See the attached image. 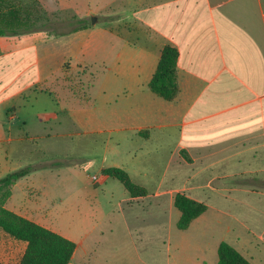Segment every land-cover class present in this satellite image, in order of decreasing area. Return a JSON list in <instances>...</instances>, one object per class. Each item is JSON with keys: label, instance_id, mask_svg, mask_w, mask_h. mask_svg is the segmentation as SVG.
Returning a JSON list of instances; mask_svg holds the SVG:
<instances>
[{"label": "crops", "instance_id": "0c3cea01", "mask_svg": "<svg viewBox=\"0 0 264 264\" xmlns=\"http://www.w3.org/2000/svg\"><path fill=\"white\" fill-rule=\"evenodd\" d=\"M20 1L39 27L0 34V178L38 169L4 207L75 242L69 264H158L133 232L164 244L163 264H216L221 241L264 264V0H104L103 33L87 14L64 17L71 0ZM54 24L82 27L47 32ZM165 45L178 51L171 100L148 86ZM65 156L70 176L41 189ZM111 166L146 194L101 173ZM63 185L68 226L54 218L68 209ZM177 193L206 205L184 229ZM25 248L0 228V264Z\"/></svg>", "mask_w": 264, "mask_h": 264}, {"label": "trees", "instance_id": "16d2710c", "mask_svg": "<svg viewBox=\"0 0 264 264\" xmlns=\"http://www.w3.org/2000/svg\"><path fill=\"white\" fill-rule=\"evenodd\" d=\"M34 27V21L20 0H0V34L29 31L35 29ZM177 58V49L165 45L148 83L151 91L166 100L173 99L178 90ZM36 168L29 164L0 178V228L10 236L26 242V248L19 264H69L75 249V242L4 207L6 199L11 194V184ZM101 173L119 180L131 196L146 194V189L135 184L128 173L120 167H105ZM174 205L180 211L177 221V227L180 229L186 228L206 209L205 204L180 193L175 195ZM217 255L216 264H251L226 241L219 243Z\"/></svg>", "mask_w": 264, "mask_h": 264}, {"label": "rangeland", "instance_id": "374dc122", "mask_svg": "<svg viewBox=\"0 0 264 264\" xmlns=\"http://www.w3.org/2000/svg\"><path fill=\"white\" fill-rule=\"evenodd\" d=\"M69 2L71 6L69 7L68 11L64 12V15H65L64 17H67V18H69L70 16L79 17L81 15L87 14V16H84L82 18L84 19L83 21H84L85 26H89V29H88L89 32L90 33H103L104 32V19L102 16V14L105 13V10L102 7L104 0H71ZM30 6L34 10L35 18H37V20L40 23L43 22L44 21L43 17L41 18L42 14L39 13L40 12L39 8H42V7H39L40 4L38 3L36 5L34 4L33 6L32 5ZM48 10L49 12H52L53 10L55 13V8L54 9L50 8ZM98 14H101V15H98ZM92 18L96 19V21L93 24H92ZM72 19L73 18H71V20ZM57 21H59V19ZM35 27H39V26H35ZM45 27L47 29V32L49 33L51 32L55 33L58 31H66V32H60V33L66 34L68 33V31L80 29L82 26L80 24H72V25L54 24V25H47ZM73 75L71 73L69 79L70 81L73 80L72 82L76 83V78ZM47 161L48 160L41 161V163L43 162L47 163ZM64 161L71 162L72 160L70 156H65L63 158V163L59 162L58 164H54L53 166L49 167L51 171L46 172L45 174H43L42 177H40L41 179H47V182H48V184L44 188H41V189H44L45 191L49 193L51 192V190H53L52 192L54 193V189L58 187L54 185L56 176H60V173H62L63 176H70V169L67 168L68 164H66ZM34 179L36 180L39 178L33 177L32 180ZM23 182L26 184V181H23ZM116 182H118L119 184V181H116ZM60 192H61L62 197L64 198L62 204H64V206H67L68 209L65 210L63 214L61 215L60 214L54 215L55 216L54 218L56 219V221H58L62 225L64 224V226L65 225L68 226L71 224V220H72V217H71L72 186L63 185L61 187ZM16 193H18V191H16ZM31 193L33 196H36L39 192L32 189ZM51 219L53 220V218ZM133 233L137 239L138 251L140 253L141 258L149 263L163 264L165 260V249L163 248L164 244H161L160 242H154L153 238L151 237H149L147 240H143V242H140L139 235L136 234V232H133Z\"/></svg>", "mask_w": 264, "mask_h": 264}, {"label": "water", "instance_id": "95a60500", "mask_svg": "<svg viewBox=\"0 0 264 264\" xmlns=\"http://www.w3.org/2000/svg\"><path fill=\"white\" fill-rule=\"evenodd\" d=\"M95 21V18H92V22H94Z\"/></svg>", "mask_w": 264, "mask_h": 264}, {"label": "built area", "instance_id": "2783aa9c", "mask_svg": "<svg viewBox=\"0 0 264 264\" xmlns=\"http://www.w3.org/2000/svg\"><path fill=\"white\" fill-rule=\"evenodd\" d=\"M97 177L96 176H93V179H96Z\"/></svg>", "mask_w": 264, "mask_h": 264}]
</instances>
